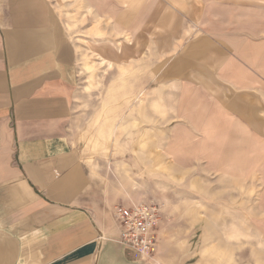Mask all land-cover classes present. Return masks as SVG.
<instances>
[{"label": "crops", "instance_id": "obj_1", "mask_svg": "<svg viewBox=\"0 0 264 264\" xmlns=\"http://www.w3.org/2000/svg\"><path fill=\"white\" fill-rule=\"evenodd\" d=\"M100 1L87 0L98 15ZM173 11L177 32L161 39L171 54L165 72L187 96L171 115L182 122L172 131L175 168L237 176L242 155L258 153L264 138V0H197ZM130 19L124 8L116 20L127 28ZM75 62L51 0H0V264H264V230L244 242L236 224V239H226L225 194H186L166 210L145 202L174 218L159 220L148 262L117 244L115 212L137 203L76 131ZM154 120L157 132L162 118ZM118 157L109 163L125 167Z\"/></svg>", "mask_w": 264, "mask_h": 264}, {"label": "rangeland", "instance_id": "obj_2", "mask_svg": "<svg viewBox=\"0 0 264 264\" xmlns=\"http://www.w3.org/2000/svg\"><path fill=\"white\" fill-rule=\"evenodd\" d=\"M51 1L76 50L75 114L81 119L75 126L89 157L97 154L106 161L116 186H129L136 203L152 202L166 210L185 204L186 194L197 198L225 194L226 200L219 202L225 215L218 220L226 239H236V224L242 225L244 242L255 239L257 233L260 236L264 230V138L259 140L258 153L242 155L243 167L236 170L237 176L234 169L217 175L187 172L175 168L173 161L172 131L182 122L171 115L176 118L179 100L185 102L187 96L165 72L171 54L161 39L177 32L173 10L197 0H101L99 15L87 0ZM124 8L131 18L127 28L116 20ZM155 115L162 118L157 132ZM123 146L129 153L118 157L116 151ZM113 156L114 161L124 159L125 167H112Z\"/></svg>", "mask_w": 264, "mask_h": 264}, {"label": "built area", "instance_id": "obj_3", "mask_svg": "<svg viewBox=\"0 0 264 264\" xmlns=\"http://www.w3.org/2000/svg\"><path fill=\"white\" fill-rule=\"evenodd\" d=\"M115 219L119 230L115 240L117 244L126 249L136 262L151 260L157 242V208L146 203L119 207Z\"/></svg>", "mask_w": 264, "mask_h": 264}]
</instances>
